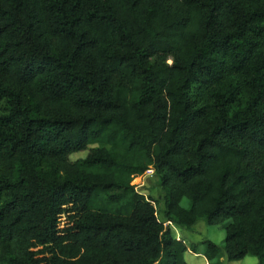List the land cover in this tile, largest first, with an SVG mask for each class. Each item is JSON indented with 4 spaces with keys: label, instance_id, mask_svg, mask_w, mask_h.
I'll return each mask as SVG.
<instances>
[{
    "label": "trees",
    "instance_id": "obj_1",
    "mask_svg": "<svg viewBox=\"0 0 264 264\" xmlns=\"http://www.w3.org/2000/svg\"><path fill=\"white\" fill-rule=\"evenodd\" d=\"M201 220L222 248L171 227ZM201 246L264 264V0H0V264Z\"/></svg>",
    "mask_w": 264,
    "mask_h": 264
},
{
    "label": "rangeland",
    "instance_id": "obj_2",
    "mask_svg": "<svg viewBox=\"0 0 264 264\" xmlns=\"http://www.w3.org/2000/svg\"><path fill=\"white\" fill-rule=\"evenodd\" d=\"M85 153H79L73 155L71 158L72 160H77L84 158L86 156ZM138 191L146 196L152 197L157 200L158 205V216L161 221L168 224V222L165 220L164 215V192L162 191L160 187L159 177L156 175L154 170H149L146 174V176L142 179L140 188ZM183 207L187 208L189 206V203L187 201L182 202ZM197 225V226H196ZM194 226L193 231L190 233L186 232L184 230V227L179 225H173L171 224V227L175 233V236L178 239H185L189 246V244H194L191 238L198 239L199 242L202 240H210L214 242L215 244L219 245L222 248L223 241L225 239V229L223 225L219 226H209L204 220H201ZM187 237V238H185ZM198 242V243H199ZM197 244V243H195ZM201 250L199 251L200 254H194L192 252H187L185 254V259L188 264H258V260L255 257L248 256L245 259L237 262H228L225 258L226 256L219 257L216 263H211L207 261V258L203 254V250H205L204 246H201ZM224 261V262H223Z\"/></svg>",
    "mask_w": 264,
    "mask_h": 264
},
{
    "label": "crops",
    "instance_id": "obj_3",
    "mask_svg": "<svg viewBox=\"0 0 264 264\" xmlns=\"http://www.w3.org/2000/svg\"><path fill=\"white\" fill-rule=\"evenodd\" d=\"M197 226V225H196ZM193 229H194V227L193 228H191V229H184L186 232H192L193 231ZM188 230V231H187ZM185 238H187V237H185ZM192 239V241H193V243H198L199 241H198V239H194V238H191ZM188 241V240H187ZM223 256H225V255H223ZM226 258V257H225ZM208 261V260H207ZM224 262V261H223Z\"/></svg>",
    "mask_w": 264,
    "mask_h": 264
}]
</instances>
